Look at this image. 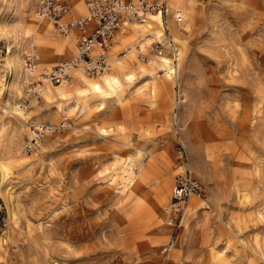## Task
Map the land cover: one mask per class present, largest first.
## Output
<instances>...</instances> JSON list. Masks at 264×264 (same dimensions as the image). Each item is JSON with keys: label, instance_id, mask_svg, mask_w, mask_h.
<instances>
[{"label": "rangeland", "instance_id": "rangeland-1", "mask_svg": "<svg viewBox=\"0 0 264 264\" xmlns=\"http://www.w3.org/2000/svg\"><path fill=\"white\" fill-rule=\"evenodd\" d=\"M190 1V12L177 8L185 16L179 24L185 41L171 35L178 71L191 60L186 90L194 99L185 114L179 85L162 75L158 59L137 60L139 44L156 42L142 40L147 25L162 31L149 16L142 25L127 23L111 52L115 97L83 107L76 95L45 100L48 90L74 87L76 78L68 86L37 80L74 57V40L48 21L53 31L44 47L67 43L71 54L46 62L39 46L28 52L5 28L11 0H0V264H264V0ZM65 2L70 17L85 14L86 1ZM19 3L31 33L37 7L29 15L24 0ZM120 52L126 57L117 60ZM32 55L33 77H16L14 59L27 70ZM138 67H152L153 77ZM39 85L43 93L35 98ZM46 110L50 115L40 119ZM62 119L64 130L44 137L31 153L22 151L32 126ZM178 147L188 164L195 158L204 182L192 174L204 195L191 200L171 251L163 253L170 234L164 208L181 172ZM133 154L138 176L124 183Z\"/></svg>", "mask_w": 264, "mask_h": 264}, {"label": "built area", "instance_id": "built-area-1", "mask_svg": "<svg viewBox=\"0 0 264 264\" xmlns=\"http://www.w3.org/2000/svg\"><path fill=\"white\" fill-rule=\"evenodd\" d=\"M85 10V14L76 18L70 17V7L65 0H40L38 3L35 17L38 20L49 21L55 32L64 39L74 40V58L40 74L38 82L68 86L76 74L91 77L109 71L112 65L111 52L127 33V23L134 21L142 25L150 15L160 16L159 25L166 35L167 42L165 45L139 44L136 47L137 60L147 64L153 58H165L173 69L178 66L179 51L169 33L166 20L167 0H87ZM174 20L177 24L183 23L184 14L176 13ZM125 57L124 52L117 54V58ZM36 60L37 57L32 55L26 64L27 71L32 77L35 73ZM38 87L39 91L33 93L35 98L41 95V85ZM66 127L67 119H62L56 126L47 124L32 126L31 137L24 143L22 151L25 154L31 153L44 137ZM178 153L184 168L173 177L169 202L164 208L165 224L170 229V234L163 253L171 251L183 228L191 200H202L204 195L201 184L187 166L188 159L184 149L178 147Z\"/></svg>", "mask_w": 264, "mask_h": 264}, {"label": "bare ground", "instance_id": "bare-ground-1", "mask_svg": "<svg viewBox=\"0 0 264 264\" xmlns=\"http://www.w3.org/2000/svg\"><path fill=\"white\" fill-rule=\"evenodd\" d=\"M84 1H87V0H84ZM39 2L40 0H24V9L30 15L36 9ZM170 4L171 6L167 8V12H166V20L168 24V29L170 31L169 33L175 39L179 40L180 43L183 44V42L185 41V38H184L185 33H184L183 28L175 22L174 15L176 13H182L178 11L177 9L179 7H184L186 8L187 11L191 10V1L190 0H171ZM8 14L10 18L9 20L7 19L8 21L4 23L5 28H8L9 31L12 33L13 37L19 40L20 44H22V48L25 45L26 47H28V52L29 50L31 51L33 46L35 45L39 46L42 59H44L48 63L58 62L64 57H68L71 54V49H70L71 45L69 47L67 43H63V42L62 43L61 42L51 43V45H49L50 47L49 46L47 48L44 47L45 46L44 44L46 43L47 38L49 37L50 34H52V31H53L49 27V24H48L49 22L47 20H38V23L31 21L32 22L31 25H33L32 32L27 33L25 31V28L23 26L24 24L22 22V9H21L19 0H11L10 11ZM149 17L151 18L152 23H155V24L160 23L159 15H150ZM143 35H144L142 38L143 41H145L146 38H150L151 40L156 41L153 43L158 42V43L165 45L167 42L166 35L163 33V31L156 29L155 25H147L145 31L143 32ZM118 59L119 58H117V60ZM117 60H115L114 63L118 62ZM13 62L16 68V77L21 75L23 76V80L27 81L26 75L28 74V72L27 70H23V65L20 60V57H16ZM158 62H160V64L163 65L164 69L163 70L161 69L163 71V75L166 76L167 79H173L175 84L179 85V92L181 93V102H180L181 104L179 105L180 110L183 113L187 114L191 106L192 100L194 99L192 90L190 89L189 91L186 90L188 85L192 87V80H191V76L189 75L192 70L191 60L187 61L188 63L186 65L185 72L183 70H182L183 72L178 71L177 66L175 69H173L171 66L168 65V62L165 58L158 59ZM153 65L155 66V64ZM122 69H123V66L121 64H118L115 67L117 74L115 72L113 73H115L116 75H122V72H123ZM137 69L139 70V72L144 73L146 77L148 78L153 77L154 69L152 67L148 70H143V69L141 70V67H138ZM109 71L99 74V76L100 75L101 76L99 80L97 81L86 80L85 79L86 77L84 75L76 74L74 78H76L77 83L75 84L74 87L72 86L68 88H55L53 90L50 89L47 91L45 95V100L49 101L53 99L55 101H58L59 103V101L61 102V101L68 100L71 95H76L82 98V106L86 107L88 106V104L91 103V101H98L100 99L106 100L112 94H113V97H115L114 88H115L116 83L118 82V79L111 76L110 75L111 73L108 74ZM130 78L131 76L127 77V79H130ZM186 91L188 93H186ZM42 93H43V90L41 88V94ZM117 94L119 95L118 92ZM49 115H50V111L46 110L41 114L40 119H46ZM34 125H37V123ZM182 135L185 138L186 135L184 131L182 132ZM195 161H196L195 158L193 159V157H191V161H190L191 163L190 164L187 163V166L191 174H192V169H193L195 175H197V177H199L204 182L202 174L198 170H196ZM138 162H139V156H137V154L131 155V157L128 159L123 169V174L125 175L124 178L127 177L125 179L124 178L122 179L124 183L130 182L129 179L132 175L138 176L139 171L135 169ZM179 168H181V171H182L184 168V164H181ZM147 170L148 168L145 169V173ZM201 209H206V207L201 205ZM196 218H197V214L193 213L191 215L189 224L191 222L196 221Z\"/></svg>", "mask_w": 264, "mask_h": 264}, {"label": "snow or ice", "instance_id": "snow-or-ice-1", "mask_svg": "<svg viewBox=\"0 0 264 264\" xmlns=\"http://www.w3.org/2000/svg\"><path fill=\"white\" fill-rule=\"evenodd\" d=\"M98 90V89H97Z\"/></svg>", "mask_w": 264, "mask_h": 264}]
</instances>
